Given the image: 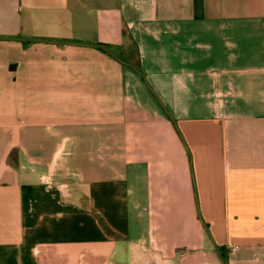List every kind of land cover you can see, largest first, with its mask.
<instances>
[{"label":"crops","instance_id":"obj_1","mask_svg":"<svg viewBox=\"0 0 264 264\" xmlns=\"http://www.w3.org/2000/svg\"><path fill=\"white\" fill-rule=\"evenodd\" d=\"M0 264H264V0H0Z\"/></svg>","mask_w":264,"mask_h":264},{"label":"rangeland","instance_id":"obj_2","mask_svg":"<svg viewBox=\"0 0 264 264\" xmlns=\"http://www.w3.org/2000/svg\"><path fill=\"white\" fill-rule=\"evenodd\" d=\"M131 51H132V53L134 52V50H133V47H131V48H129ZM52 174H48V176H46V178H48V180H49V183H50V186H51V188L49 187V188H46V190H48L47 191V193H53L54 191H55V188L56 189H58L59 187H55V182L52 180ZM40 185L41 186H46L47 187V185H46V182H44V180H40ZM60 184H57V186H59Z\"/></svg>","mask_w":264,"mask_h":264},{"label":"built area","instance_id":"obj_3","mask_svg":"<svg viewBox=\"0 0 264 264\" xmlns=\"http://www.w3.org/2000/svg\"><path fill=\"white\" fill-rule=\"evenodd\" d=\"M44 182H46L47 188H51L48 178L45 177Z\"/></svg>","mask_w":264,"mask_h":264}]
</instances>
